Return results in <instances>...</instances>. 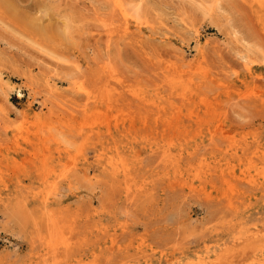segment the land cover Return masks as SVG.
Segmentation results:
<instances>
[{
    "label": "rangeland",
    "instance_id": "374dc122",
    "mask_svg": "<svg viewBox=\"0 0 264 264\" xmlns=\"http://www.w3.org/2000/svg\"><path fill=\"white\" fill-rule=\"evenodd\" d=\"M259 1L0 0V264H264V188L241 176L264 173ZM50 216L58 257L40 243Z\"/></svg>",
    "mask_w": 264,
    "mask_h": 264
},
{
    "label": "bare ground",
    "instance_id": "6f19581e",
    "mask_svg": "<svg viewBox=\"0 0 264 264\" xmlns=\"http://www.w3.org/2000/svg\"><path fill=\"white\" fill-rule=\"evenodd\" d=\"M253 1H255V3L253 4V6L251 5V8H254V6H255V4H257V5H262V1H259V0H253ZM6 2V1H5ZM7 4V3H6ZM8 4L10 5V3L8 2ZM117 5V7L120 9V12H121V15L123 16V18H124V20H125V22H126V24L128 23V13H129V11H128V13L124 10V9H122L121 7H120V5L119 4H116ZM263 6V5H262ZM133 10V9H132ZM136 11V10H135ZM136 13H137V11H136ZM130 14H131V12H130ZM122 20V19H121ZM124 22V21H123ZM139 23V22H138ZM141 23V22H140ZM143 23V22H142ZM141 23V24H142ZM254 23V22H253ZM256 23V22H255ZM141 26V25H140ZM254 27V26H253ZM255 27H257V26H255ZM121 28L123 29V27H122V25H121ZM251 28V27H250ZM114 29V28H113ZM128 27H126V29H125V31H124V33H126L127 34V31H128ZM256 29V28H255ZM113 31V30H112ZM116 31V30H115ZM111 32V31H110ZM122 32V31H121ZM262 32V29L261 30H255V33H257V36H256V39H260V38H262V39H264V33H261ZM263 32H264V30H263ZM120 33V32H119ZM139 33H140V31H139ZM142 34H143V32H141ZM140 35V34H139ZM123 36V35H122ZM140 37V36H139ZM254 37V36H253ZM256 39H255V41H256ZM262 41V40H261ZM262 43V42H261ZM262 46V45H261ZM264 52V51H263ZM177 54V53H176ZM175 54V55H176ZM180 54V53H179ZM178 55V54H177ZM185 55V54H184ZM180 57V56H179ZM175 58H177V57H175ZM251 58L252 57H244L243 58V60H244V63H245V68L247 69V71H248V73L249 74H252V72H251V64H252V60H251ZM178 59V58H177ZM176 59V60H177ZM179 60V59H178ZM180 60H182L181 58H180ZM180 62V61H179ZM182 63H183V60H182ZM254 64V63H253ZM178 65H179V63H178ZM181 65V64H180ZM184 65V64H183ZM186 65V64H185ZM184 65V66H185ZM179 67V66H178ZM177 67V68H178ZM253 67V66H252ZM172 70V69H171ZM173 70H174V68H173ZM169 72H171L170 70H169ZM183 73V72H182ZM177 74V73H176ZM185 74H183L182 76L183 77H185L184 76ZM177 76V75H176ZM250 77H252V76H250ZM185 83L184 82H180L181 84L179 85L178 84V82H176V83H174V84H178L179 86H180V88H181V90H182V92H183V95L185 94V93H188V92H190V88L192 87V86H194V84L195 83H193L191 80H187L186 79V77H185ZM175 87V86H174ZM179 89V88H178ZM109 91V90H108ZM103 92H105V90L103 91ZM19 93V92H18ZM133 94H134V92H133ZM159 94V93H158ZM136 96H138L137 94H135ZM105 96V95H104ZM107 96V95H106ZM148 96V95H147ZM90 98V97H89ZM88 98V99H89ZM106 98V97H105ZM155 98V97H154ZM160 99V98H159ZM113 100H114V97H113ZM113 104V103H112ZM159 105V104H158ZM180 108V107H179ZM176 109V108H175ZM166 111V110H165ZM162 112H164V111H162ZM167 112V111H166ZM177 113V112H176ZM239 146H241L240 144H237L235 141L234 142H231L230 144H229V150L227 151V153L229 154L231 151L232 152H236L235 154H237L238 153V151H239V149H238V147ZM246 148H243V150H245ZM176 153V152H175ZM162 154H163V156L165 157V164L167 165V166H172L173 168H178L180 165H179V163H180V158H177V156H174L173 155V153L171 152V149H168V150H164V151H162ZM180 157V156H179ZM111 160H113V162H114V159L112 158V159H110V162H112ZM119 160V159H118ZM127 162V161H126ZM125 161H124V159H121L120 160V162H117L115 165H114V169H113V173H114V175L116 176V178H119V179H122L123 178V183H121L122 185H123V192L125 193V195L126 196H128V197H130L133 193H135V191H137L138 189H142V186H139L138 184H135L134 185V183L132 184V180L134 179L133 178V175H132V169L127 165V163H126ZM198 163V162H197ZM112 164V163H111ZM182 164V163H181ZM184 168V167H183ZM182 168V169H183ZM217 168V167H216ZM252 168H255V165H252L250 168H249V170H243L242 172H241V176H242V179L244 178L245 180H247V183L248 184H250V185H252V186H255V187H258V186H261L262 188H264V173H262V172H260V173H257L256 174V176L258 177V176H261L262 175V177H261V179H262V181H259V179L258 178H255L254 176H252L251 174H250V172L249 171H251V169ZM205 169H207V170H205ZM211 168H210V165L209 164H207V163H204V162H199V164L197 165V166H194L193 165V163H191L190 162V167L188 168V170H189V172H191V173H193V175H192V178L193 179H197L201 184L205 181V180H207L210 176H211V174H210V172L211 171H213V170H210ZM218 170L217 171H215L214 170V172H217V174H219L220 176H222V177H220L221 178V180H222V178L223 179H225V177L227 176V174H228V176H231V177H235V176H237L236 175V172H235V170H234V168L233 167H231V168H229L230 170L229 171H227L226 173H225V171H222V170H220L219 168H217ZM242 170V169H241ZM209 172V173H208ZM182 173H183V171H182ZM188 173V172H187ZM176 174H178V173H176ZM190 175V174H189ZM218 175V176H219ZM254 175V174H253ZM176 176H178V175H176ZM239 176V175H238ZM179 177V176H178ZM240 177V176H239ZM180 179H181V177H179ZM178 178V179H179ZM236 178V177H235ZM230 179V178H229ZM188 180V179H187ZM223 181H225V180H223ZM225 182H227V181H225ZM182 183V182H181ZM185 185H186V187L188 188V190H189V192L191 193V192H196L197 191V189L193 186V183L191 182V183H188V182H183ZM229 183H231V182H229ZM233 184H234V182H232ZM183 184V185H184ZM233 184H229V185H233ZM182 185V184H181ZM182 185V186H183ZM184 187V186H183ZM232 187V186H231ZM230 187V188H231ZM234 188V187H233ZM235 189V188H234ZM233 190V189H232ZM238 192V191H237ZM236 193V192H235ZM205 194V196L207 197V198H210V195H208V194H206V193H204ZM48 195V194H47ZM235 196V195H234ZM45 203H47L48 202V198H46L45 199V201H44ZM227 204L229 205V206H232V205H234V203H233V201H232V199L231 198H229V199H227ZM62 222H61V220H59V218H57V217H55V216H50L49 217V233H48V236L47 237H42V238H40V243H41V246H43V245H45V246H47V254H45V255H48V254H53L54 256H57L58 257V255L61 253V252H64V251H67V250H69V246H70V244H69V242L65 239L66 237L64 236V231L62 230L63 229V224H61ZM259 232H255V235H253L254 237H259V234H258ZM67 234H68V232H67ZM72 236V235H71ZM71 238V237H70ZM68 239H69V237H68ZM72 241V240H71ZM218 258V257H217ZM219 262L220 261H217V262H215V263H212V262H210L207 258H200L199 260H196V261H191V262H188V263H186V264H219Z\"/></svg>",
    "mask_w": 264,
    "mask_h": 264
}]
</instances>
